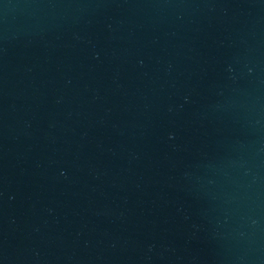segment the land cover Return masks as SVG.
I'll return each instance as SVG.
<instances>
[{"label": "water", "instance_id": "95a60500", "mask_svg": "<svg viewBox=\"0 0 264 264\" xmlns=\"http://www.w3.org/2000/svg\"><path fill=\"white\" fill-rule=\"evenodd\" d=\"M0 264H264V0H0Z\"/></svg>", "mask_w": 264, "mask_h": 264}]
</instances>
